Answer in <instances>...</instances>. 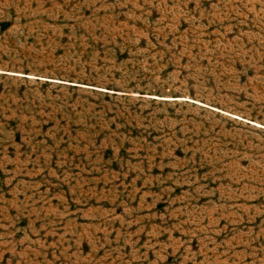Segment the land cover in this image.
I'll list each match as a JSON object with an SVG mask.
<instances>
[{"label":"rangeland","instance_id":"374dc122","mask_svg":"<svg viewBox=\"0 0 264 264\" xmlns=\"http://www.w3.org/2000/svg\"><path fill=\"white\" fill-rule=\"evenodd\" d=\"M0 264H264V0H0Z\"/></svg>","mask_w":264,"mask_h":264},{"label":"bare ground","instance_id":"6f19581e","mask_svg":"<svg viewBox=\"0 0 264 264\" xmlns=\"http://www.w3.org/2000/svg\"><path fill=\"white\" fill-rule=\"evenodd\" d=\"M163 100H166V99H163Z\"/></svg>","mask_w":264,"mask_h":264}]
</instances>
